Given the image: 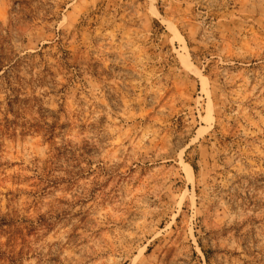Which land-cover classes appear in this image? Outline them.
Wrapping results in <instances>:
<instances>
[{"label": "rangeland", "instance_id": "374dc122", "mask_svg": "<svg viewBox=\"0 0 264 264\" xmlns=\"http://www.w3.org/2000/svg\"><path fill=\"white\" fill-rule=\"evenodd\" d=\"M0 264H264V0H0Z\"/></svg>", "mask_w": 264, "mask_h": 264}, {"label": "bare ground", "instance_id": "6f19581e", "mask_svg": "<svg viewBox=\"0 0 264 264\" xmlns=\"http://www.w3.org/2000/svg\"><path fill=\"white\" fill-rule=\"evenodd\" d=\"M184 48L187 50V44H185L184 43ZM186 170H187V172H188V174L190 175V176H192L193 175V168H192V166L191 165H187L186 166Z\"/></svg>", "mask_w": 264, "mask_h": 264}]
</instances>
